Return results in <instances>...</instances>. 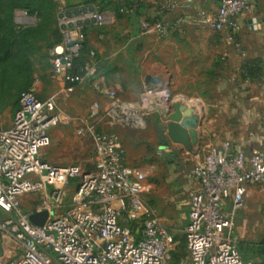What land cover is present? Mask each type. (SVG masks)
Instances as JSON below:
<instances>
[{
	"label": "built area",
	"instance_id": "2783aa9c",
	"mask_svg": "<svg viewBox=\"0 0 264 264\" xmlns=\"http://www.w3.org/2000/svg\"><path fill=\"white\" fill-rule=\"evenodd\" d=\"M191 4L192 0H158L163 18L152 24L141 22V31L163 38L185 22L180 15L170 21L166 16L181 14ZM253 12L254 0H219L214 11L200 9L191 20L244 57L239 20ZM90 18L102 20L94 11L58 19L62 42L49 57L52 73L64 83L71 80L67 73L85 35L81 27H60ZM81 72L78 84L93 74L87 66ZM90 111L93 126L77 132L92 144V164L86 171L40 159V151L50 145L49 129L59 122L53 98L40 99L33 88L23 91L10 126L3 128L0 121V264L168 263L175 237L142 197L145 174L126 163L114 135L97 131L96 104ZM187 175L195 182L183 228L188 264H264L260 259L243 261L234 227L248 189L264 186V149L232 150L221 142L208 148ZM26 195L38 196L29 212L20 202ZM43 211L48 215L41 227L29 222V215ZM6 237L16 246V254L4 246Z\"/></svg>",
	"mask_w": 264,
	"mask_h": 264
},
{
	"label": "rangeland",
	"instance_id": "374dc122",
	"mask_svg": "<svg viewBox=\"0 0 264 264\" xmlns=\"http://www.w3.org/2000/svg\"><path fill=\"white\" fill-rule=\"evenodd\" d=\"M52 1L56 3L57 13L64 8L63 5H70L67 11L87 8L83 0ZM254 14L253 12L251 17ZM52 17V27L55 28L58 26V18L55 15ZM29 21L36 23L34 17ZM255 26L251 30L245 28L238 40L247 52L257 50L255 56L257 60H261L259 63L262 71L256 84L248 86L244 83L237 62H233L228 56L219 55L214 59L219 62L216 66L194 69L191 75L193 83L187 81L174 85L188 86L190 95L203 97L186 100L189 105L195 103L197 110H194L202 117V123L207 125L205 144L203 149L199 146L196 154H189L169 143L164 133L163 117L154 109L153 101H145L137 89L130 98L126 95L121 97L118 93L119 100L127 105L128 110L134 108L133 111L116 109L112 120L102 121V116L99 115L94 119L97 129L101 126L107 131L104 133L112 134L119 140L126 163L145 174L142 197L175 237V247L167 264H170L173 254L177 255L180 264H188L183 245V228L187 223L186 212L195 186L194 180L187 175L188 171L203 160L208 148L221 142L229 143L232 150L238 147L236 140L239 139L246 142L239 146L245 151L258 150L260 147L264 149V141L259 147L253 140L264 134V20L261 25L258 22ZM55 41V36L47 40L50 44ZM151 55L147 54L145 60L150 62L147 70L154 72L156 70L151 67ZM30 63L31 87L40 99L53 98L59 117L57 125L49 129L50 145L40 151V159L51 165L79 166L88 170L92 164V144L89 138L80 137L77 132L86 126H93V116L90 117L93 87L91 86L92 94L81 96L68 91L64 82L52 81L51 77H59L52 73L48 49L43 41L35 45ZM164 66L166 70L171 69L168 62ZM19 92L15 88L8 98L0 100V121L3 128L10 126L18 108L16 101ZM144 108L148 111H144ZM37 200L36 195L23 196L22 210L29 212ZM234 227L239 238L238 251L243 261L257 257L258 249L253 244L264 240V186L248 189L243 206L235 215ZM246 253L250 255L248 258Z\"/></svg>",
	"mask_w": 264,
	"mask_h": 264
},
{
	"label": "crops",
	"instance_id": "0c3cea01",
	"mask_svg": "<svg viewBox=\"0 0 264 264\" xmlns=\"http://www.w3.org/2000/svg\"><path fill=\"white\" fill-rule=\"evenodd\" d=\"M141 1L143 4L141 10H126L120 18H116L114 13L109 11L108 6L100 5L99 0L95 1L93 6H87L93 7L94 13L102 16L101 22L95 21L81 26V31L85 35V44L89 50L87 67L92 68L93 74L87 78L85 83L73 86L72 93L81 96L92 94V86L93 104L97 105L98 115L102 116L100 120H112L111 117L116 109L133 111L134 108L131 107L128 110L127 105L119 98L120 95L121 97L126 95L127 98H130L137 89L141 98L145 101H153L154 109L161 114L165 124L167 110L171 104H181L196 109L195 103L189 105L187 101L191 98H203L199 95L198 97L190 95L188 86H174L178 82L193 83L194 80L191 75L195 68L205 67L207 69L216 66L219 62L214 59L219 55L228 56L233 62H237L238 69L245 62L257 60L255 56L257 50L247 52L243 49L244 57L235 54L230 47L223 44L219 36L199 30L192 22L191 17L198 10L214 11L219 0H192L188 10L182 11L181 14L167 15V21L174 20L177 15H180L184 17L185 22L169 29L161 39L157 38L155 34L141 31V22L145 20L152 22L163 18L157 7L158 0ZM63 7L65 8V5ZM64 8L60 11H67V8ZM101 8H103L102 11ZM254 13L253 17L244 16L240 18L238 36L242 35L245 28L251 30L253 26L256 27L258 22L261 25L264 20V0H254ZM31 18L24 12L16 11L14 24L22 27L34 26L35 22L29 21ZM149 53L152 54L151 67L155 68L156 71L154 72L147 70L150 62L145 59ZM166 62L171 69H165ZM146 76L159 78L160 83L158 85H145ZM51 78L56 83L61 81L60 78ZM244 83L252 86L256 84V81L246 79ZM63 87L65 88L64 85ZM144 111L148 110L144 108ZM196 113L199 116L198 111ZM199 118H201V124L197 132L200 149H203L207 125L202 123L201 116ZM98 129L99 132L107 133L105 128L103 129L101 126ZM253 140L260 147L264 141V134ZM236 142L238 146H243L246 143L240 139ZM4 246L8 248L10 253L16 254L18 252L16 246L7 237L4 238ZM255 259L260 258L253 257L245 262L248 263Z\"/></svg>",
	"mask_w": 264,
	"mask_h": 264
},
{
	"label": "trees",
	"instance_id": "16d2710c",
	"mask_svg": "<svg viewBox=\"0 0 264 264\" xmlns=\"http://www.w3.org/2000/svg\"><path fill=\"white\" fill-rule=\"evenodd\" d=\"M95 1L97 0H83V4L93 6ZM99 1L100 5L108 6L109 11L113 12L116 18H120L126 10H141L143 8L141 0ZM55 4L52 0H0V100L8 98L10 92L15 88L20 90L19 95L21 92L32 88L30 58L37 43L41 41L46 43L49 56L50 50L62 42V33L59 27H52V16L55 15L56 18L58 14L55 11ZM65 8L69 9L70 5L65 6ZM16 11H22L29 17H34L36 19L35 25L33 27L16 26L14 24ZM158 21L160 20L152 22L145 20L148 24ZM51 36L56 37V41L52 44L47 42ZM88 56L89 50L84 42L77 58L73 60L71 70L67 73V76L71 77V80L65 83L67 87L78 85L76 78L82 74L81 71L88 65ZM261 71L262 66L258 60L245 62L241 66L243 80L257 81ZM19 95L16 106H18ZM253 247L258 249L257 257L264 260V240L258 244H253ZM245 256L248 258L250 255L246 253ZM170 264H180L177 255H172Z\"/></svg>",
	"mask_w": 264,
	"mask_h": 264
},
{
	"label": "water",
	"instance_id": "95a60500",
	"mask_svg": "<svg viewBox=\"0 0 264 264\" xmlns=\"http://www.w3.org/2000/svg\"><path fill=\"white\" fill-rule=\"evenodd\" d=\"M93 12V7L83 8L81 10L66 11L64 14H59L58 19H71L82 14ZM93 18L84 21H76L62 25L61 30L72 29L73 27H81L82 24L93 23ZM159 78L146 76L145 85H158ZM201 124V118L197 115L193 108L186 107L181 104H171L168 107L166 122L164 124V133L166 139L171 145L180 147L189 154H196V148L199 147L198 128ZM47 212L43 211L38 214H31L28 220L31 224L41 227L47 219Z\"/></svg>",
	"mask_w": 264,
	"mask_h": 264
}]
</instances>
